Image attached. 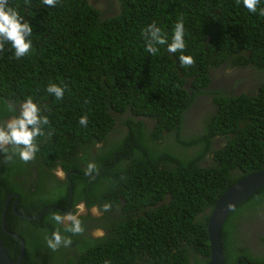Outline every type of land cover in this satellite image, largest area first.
Returning <instances> with one entry per match:
<instances>
[{"label": "trees", "instance_id": "16d2710c", "mask_svg": "<svg viewBox=\"0 0 264 264\" xmlns=\"http://www.w3.org/2000/svg\"><path fill=\"white\" fill-rule=\"evenodd\" d=\"M116 1L106 17L88 0H58L55 7L8 0L32 26V49L20 59L10 43L0 52V123L18 116L29 98L50 122L31 162L0 153V221L7 195L17 194L16 203L13 195L6 202L3 225L23 241L20 264H207L211 207L231 184L264 168V0L256 13L243 0ZM181 20L190 67L176 64L165 45L155 55L146 51L149 25L166 37ZM240 65L261 66L255 93L208 88L213 69ZM50 84L65 89L62 100L46 91ZM205 93L215 110L189 133L185 110ZM215 135L224 139L218 148ZM206 156L212 165L202 166ZM89 163L97 170L86 175ZM47 176L54 183L46 184ZM78 202L85 213L75 212ZM67 206L83 234L51 219ZM260 224L264 185L224 218L223 264H264ZM239 225L257 234V250L246 234L237 237ZM57 229L72 243L53 251L46 237ZM0 241L15 260L19 241L1 225Z\"/></svg>", "mask_w": 264, "mask_h": 264}, {"label": "clouds", "instance_id": "9594fccd", "mask_svg": "<svg viewBox=\"0 0 264 264\" xmlns=\"http://www.w3.org/2000/svg\"><path fill=\"white\" fill-rule=\"evenodd\" d=\"M42 2L46 6L55 7L58 0H42ZM259 4L260 0H243L244 7L250 13H256ZM259 14L264 16V9H260ZM105 15L106 17H110L108 14ZM31 35L32 26L23 21V17L19 15L16 9L8 6V0H0V52L4 51L5 43H10L17 59L25 57L32 49V41L29 39ZM144 36L146 40V51L148 53L155 55L159 51L158 46L165 45L167 53L170 54L176 64L181 63L184 67H190L195 63L193 57H191V50L187 47V36L186 31L184 34V24L182 20L176 23L173 35L169 34L164 37L161 34V29L153 22L144 30ZM251 67H255L254 69L259 71L261 66ZM251 86L253 88L254 84H251ZM257 88L258 84L255 85L253 93H255ZM46 91L54 95L57 100H62L64 98L65 89L56 84H50L46 88ZM197 97H199V95ZM210 103L213 105L212 100ZM9 108L15 111L14 106L10 105ZM49 123L48 117L41 115L40 107L34 103L31 98L27 99L21 104L18 116L11 118L5 123H0V153H3L7 160H11L13 155H18L23 162H31L35 159L36 153L39 151L36 139L37 137L45 135L43 130L44 126L49 125ZM79 123L83 126H87V116H82ZM10 147L11 153H9ZM191 149L192 148L189 150ZM96 170V164L89 163L85 169V174L91 175ZM76 205L83 206V203L78 202ZM103 207L105 211H108L111 206L106 203ZM90 208L96 210L94 206ZM51 219L57 225L63 224L65 226V232L74 235L83 234L84 232L82 221L74 214L54 213ZM46 242L50 249L56 251L61 246L68 247L71 245L72 240L62 235L59 229H57L53 231L50 238L46 237ZM106 264H108V262H106Z\"/></svg>", "mask_w": 264, "mask_h": 264}, {"label": "rangeland", "instance_id": "374dc122", "mask_svg": "<svg viewBox=\"0 0 264 264\" xmlns=\"http://www.w3.org/2000/svg\"><path fill=\"white\" fill-rule=\"evenodd\" d=\"M88 2L100 10H103L105 8V2L103 0H88ZM96 2V3H95ZM117 1L115 0L114 9H116ZM113 13L108 14L111 16ZM261 74V71H257L250 65H240L236 67H216L212 71V80L209 83L208 88H216L222 93L226 94H239V93H245L248 90L253 93V90H255V85L258 84V79ZM251 84H254V87L252 88ZM212 99L211 95L204 94L202 96L197 97L191 105L188 107V109L185 111V119L183 121V125L185 129L189 132H195L202 128V125L205 124L206 121L212 116L211 114L214 112L215 108L210 103ZM142 120L148 119L146 117L141 118ZM184 136H187L184 134ZM191 136V135H190ZM224 143V139L221 138L219 135H215L213 137V146L218 148L222 146ZM14 157V156H13ZM16 158V157H14ZM21 160V159H20ZM212 165V159L211 156H206L202 166H209ZM59 169V168H57ZM56 175H60L58 170H56ZM62 176V174H61ZM48 178V179H47ZM46 184L48 183H54V180L47 176ZM10 195V194H9ZM7 195V197L9 196ZM75 212H83L85 209L82 205H75ZM89 211L92 214H96V210L94 208H90ZM67 214V213H66ZM1 225V221H0ZM2 229L5 230L3 222L1 225ZM257 232L264 234V225L260 224L258 225V228L256 230ZM242 232V234H241ZM94 234H98V232H95ZM243 234H246L247 236V243L253 246L255 250H257L258 247V238L257 234L252 231H247L242 226L239 225V233L237 237H242ZM253 235V240H250L248 236Z\"/></svg>", "mask_w": 264, "mask_h": 264}, {"label": "water", "instance_id": "95a60500", "mask_svg": "<svg viewBox=\"0 0 264 264\" xmlns=\"http://www.w3.org/2000/svg\"><path fill=\"white\" fill-rule=\"evenodd\" d=\"M264 185V168L252 173H249L233 184H231L214 202L211 207L208 218L206 222V234L208 241V261L207 264H223L222 259V248H221V240H220V228L221 224L229 213V211L234 208L237 204H239L242 200H244L247 196L256 191L259 187ZM13 195L15 197L14 203H16L18 199L17 194H10L6 197L4 204L8 198ZM14 203L12 208L14 209ZM3 206L2 215H1V225L4 217V209ZM50 208V207H48ZM47 208V209H48ZM69 207L67 206L64 210L65 213H68ZM41 213L37 214L35 218H38ZM5 233L14 236L18 239L20 249L18 253V257L15 260H11L7 255L2 243L0 241V264H20V258L23 251V241L22 239L14 233L7 232Z\"/></svg>", "mask_w": 264, "mask_h": 264}, {"label": "flooded vegetation", "instance_id": "af4514ba", "mask_svg": "<svg viewBox=\"0 0 264 264\" xmlns=\"http://www.w3.org/2000/svg\"><path fill=\"white\" fill-rule=\"evenodd\" d=\"M97 1H98V0H96V2H97ZM103 1L105 2V8H104L105 11H104V13H105V14H111V13L114 11L113 7H114L115 4L113 5V7H112V6H109V5H112V2L114 3V0H103ZM96 2H95V3H96ZM95 5H96V4H95ZM56 170H58V172H59L60 175H56ZM56 170L54 171V174H55L57 177H59V178L62 177L61 174H63V173H62L61 169H57V168H56ZM60 211H61V209H60ZM69 211H70V210H69ZM69 211H68V212H69ZM88 211H89V210H88ZM61 212H62V211H61ZM80 213H85V211H83V212H78L77 214H80ZM89 213H91V212L89 211ZM64 214H66V213H64ZM91 214H92V213H91ZM94 215H97V211H96V214H94ZM263 236H264V234H263Z\"/></svg>", "mask_w": 264, "mask_h": 264}]
</instances>
